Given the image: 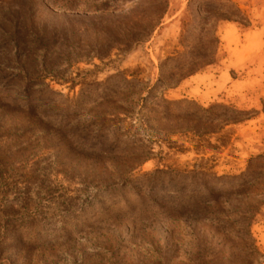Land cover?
Returning <instances> with one entry per match:
<instances>
[{"label": "rangeland", "instance_id": "rangeland-1", "mask_svg": "<svg viewBox=\"0 0 264 264\" xmlns=\"http://www.w3.org/2000/svg\"><path fill=\"white\" fill-rule=\"evenodd\" d=\"M264 0H0V264H264Z\"/></svg>", "mask_w": 264, "mask_h": 264}, {"label": "crops", "instance_id": "crops-1", "mask_svg": "<svg viewBox=\"0 0 264 264\" xmlns=\"http://www.w3.org/2000/svg\"><path fill=\"white\" fill-rule=\"evenodd\" d=\"M262 9H264V8H262ZM260 239H261V241H262L263 248H264V228H263V231H262L261 234H260Z\"/></svg>", "mask_w": 264, "mask_h": 264}]
</instances>
